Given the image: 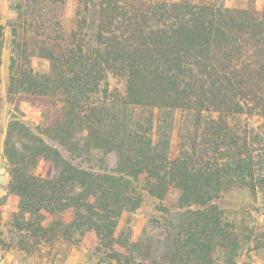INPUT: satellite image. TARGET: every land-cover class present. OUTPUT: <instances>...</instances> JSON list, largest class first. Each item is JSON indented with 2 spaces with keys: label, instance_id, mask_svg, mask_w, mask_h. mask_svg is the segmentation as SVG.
I'll return each mask as SVG.
<instances>
[{
  "label": "trees",
  "instance_id": "1",
  "mask_svg": "<svg viewBox=\"0 0 264 264\" xmlns=\"http://www.w3.org/2000/svg\"><path fill=\"white\" fill-rule=\"evenodd\" d=\"M134 1L136 12L123 24L126 36L117 27L129 0H100L97 38L103 47L90 51L83 45L39 43L36 53L50 59L51 71L39 73L25 65L11 76L10 93L20 89L16 102L46 106L44 134L71 147L76 128L84 129L89 144L121 154L117 174L94 173L65 159L27 125L10 120L5 140L9 192L19 196L26 239L85 244L91 238L99 251L110 247L123 264L114 247L115 231L121 215L141 204L134 181L145 174L152 195L164 199L175 186L179 206L187 208L166 264H218V253L224 255L222 264H236L247 242L242 221L211 202L236 186L264 195V132L241 134L228 122L235 113L264 117V10L188 0ZM110 71L125 77V90L113 97ZM100 87L97 104L80 105ZM60 99L65 103L60 105ZM128 106L150 114L126 122ZM165 108L216 109V149L225 153L206 162L188 153L170 154L169 137L156 118ZM144 125L148 132H140ZM20 139H26L21 148ZM41 159L55 162L58 174L35 173Z\"/></svg>",
  "mask_w": 264,
  "mask_h": 264
},
{
  "label": "rangeland",
  "instance_id": "2",
  "mask_svg": "<svg viewBox=\"0 0 264 264\" xmlns=\"http://www.w3.org/2000/svg\"><path fill=\"white\" fill-rule=\"evenodd\" d=\"M153 1L173 3L183 0ZM188 1L195 4L210 3L221 7L247 8L250 11L264 10V0ZM99 2L100 0H0V6L6 10L2 25L3 36L0 38V92L3 93V97L0 95V114L6 105L4 113L7 114L8 123L17 119L27 125L74 165L94 173L117 174L115 170L121 161L118 150L92 146L88 143V131L80 128H76L74 132V145L69 147L62 144L58 139L43 133L47 124L44 109L46 106L42 108L28 100L16 102L20 89L15 86V91H9L11 76H18L25 65L39 73L51 71L50 59L36 53L39 43H70L69 46L77 49L78 45H83L90 51L103 47L105 44L99 43L97 38ZM134 4V0H129L128 5H125L127 14L118 23L117 32L122 36H126L127 32L129 34L124 25L127 17L136 12L137 7ZM45 27H48V31L43 33ZM74 31L76 34L72 37ZM122 73L109 72L112 97L118 90H125V77ZM101 89L102 87L89 91L90 98L80 101V105L97 104L103 96ZM64 103L65 100L60 99L59 104ZM148 114L150 110L146 108L128 106L126 122L131 117L143 119ZM219 115L214 108L202 111L193 108H165L156 112L160 130H164L169 137L170 154L176 156L179 153H188L202 162L225 153L217 150L215 143L213 121L219 119ZM229 118V124L241 134H244L242 131L245 129L249 135L264 132V117L261 115L243 112L235 113L233 119ZM1 129L3 125L0 115ZM140 129V132L149 131L148 125ZM5 140L2 152L0 149V203L7 201V195L3 191H9L11 179ZM25 140L20 139L17 146L21 148ZM253 146L262 148L259 143ZM34 171L43 177H53L58 174L59 167L52 160L41 159ZM134 183L142 192V201L134 211L124 212L119 218L114 247L120 253L123 264H166L174 255L187 210L178 204L180 190L170 186L166 197L160 199L150 193V180L145 174L139 176ZM13 199L10 208L0 209V246L22 264H119L110 247L103 246L104 249L99 251L91 238H87L85 244L63 240L32 244L26 239V220L18 214L19 196L14 195ZM211 203L226 209L231 215H236L238 221H242L247 242L240 249L236 264H264V195H255L247 188L236 186ZM28 217L29 213L26 215ZM74 237L80 238L78 233H74ZM217 257L218 264H222L224 255L218 253Z\"/></svg>",
  "mask_w": 264,
  "mask_h": 264
},
{
  "label": "crops",
  "instance_id": "3",
  "mask_svg": "<svg viewBox=\"0 0 264 264\" xmlns=\"http://www.w3.org/2000/svg\"><path fill=\"white\" fill-rule=\"evenodd\" d=\"M0 95L2 96L3 93L2 91L0 92ZM3 97V96H2ZM6 108V105L4 106V110ZM4 110L2 112L1 115V122H2V125H3V129L0 130V149H1V152H2V144H3V141L6 139V135H7V129H8V119L6 117V113H4ZM10 122V121H9ZM3 194H6L7 195V201L6 202H2L0 203V209H5V208H10V202L11 200L13 199V195L12 193H10L9 191L7 190H4L3 191ZM16 196V195H15ZM14 200V199H13ZM0 249H2V247L0 246ZM3 250V249H2ZM6 251V250H5ZM22 264V263H21Z\"/></svg>",
  "mask_w": 264,
  "mask_h": 264
},
{
  "label": "built area",
  "instance_id": "4",
  "mask_svg": "<svg viewBox=\"0 0 264 264\" xmlns=\"http://www.w3.org/2000/svg\"><path fill=\"white\" fill-rule=\"evenodd\" d=\"M6 15L5 8L0 6V24H4V16ZM0 264H21V262L15 258L13 254L8 251L0 249Z\"/></svg>",
  "mask_w": 264,
  "mask_h": 264
}]
</instances>
